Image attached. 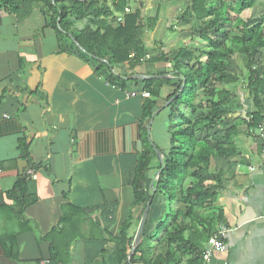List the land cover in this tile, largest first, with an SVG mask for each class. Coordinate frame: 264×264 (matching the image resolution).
<instances>
[{
    "label": "crops",
    "instance_id": "0c3cea01",
    "mask_svg": "<svg viewBox=\"0 0 264 264\" xmlns=\"http://www.w3.org/2000/svg\"><path fill=\"white\" fill-rule=\"evenodd\" d=\"M128 7L131 11L137 9L134 5ZM167 7L155 29L144 33V60L157 58L161 53L171 60L180 49L188 48L204 65L211 49L197 35L201 24L172 23L171 17L179 10L172 5ZM43 11L41 4H35L26 19L18 20L0 5V264H59L52 260L50 243L44 237L59 224L65 194L66 202L80 209L104 202L116 204V221L110 230L114 238H120L119 229L131 213L128 239L135 242L141 212L146 208L131 209L133 171L144 149L143 129L148 131V140L153 149L155 146L160 151L162 159V154H168L172 148L168 109L171 100L166 101L175 87L161 88L157 104L160 110L150 122L140 123L146 99L142 96L141 77L167 73L173 78L171 64L144 62L135 69L127 64L116 66L115 74L137 81L128 82L125 91L117 90L96 76V64L92 61L82 60L73 50L58 54L55 31L46 26ZM171 26L173 30H169ZM194 63L192 60L190 65ZM226 73L238 81L216 85L218 90L230 94L224 107L227 114L206 137L235 144L237 153L228 159L212 158L210 162L211 173H223L213 209L221 215L220 225L227 232L222 237L226 251L214 253L209 264H264V140L260 124L247 127L256 108L247 90L249 73L238 56L230 60ZM207 87H213L211 82ZM177 110L191 121L199 119L201 112H192L185 106ZM231 127L237 133L226 140V131ZM162 136H166L164 142ZM22 140L28 147V157L20 151ZM156 163L153 161L151 167ZM31 169L37 177L28 180L27 193L34 202L21 215L17 204L8 200L6 194ZM158 173L152 170L146 175V190L152 196ZM183 207L162 195L151 203L141 237L151 240L153 258L165 257L168 251L166 240L173 222L170 209ZM91 219L100 223L97 213ZM162 223L168 228L159 232L157 228ZM84 235H88L87 228ZM95 236L72 244L70 264H124L116 243L102 239L100 232ZM8 237L13 238V246L4 243ZM207 243L206 236L197 242L201 254ZM131 249L132 245L128 246V257L134 255ZM188 261L183 254L180 264ZM133 264L142 263L135 256Z\"/></svg>",
    "mask_w": 264,
    "mask_h": 264
},
{
    "label": "trees",
    "instance_id": "16d2710c",
    "mask_svg": "<svg viewBox=\"0 0 264 264\" xmlns=\"http://www.w3.org/2000/svg\"><path fill=\"white\" fill-rule=\"evenodd\" d=\"M130 1L133 0H0V5L18 20L26 19L35 4H41L47 20L46 26L55 31L58 54L73 50L82 60L92 61L96 64V76L104 78L117 90L125 91L128 82L137 81L125 80L123 76L115 74L113 70L116 66L127 64L130 69H135L144 62L147 65L170 63L172 66L173 78H169L167 73L157 74L164 76L161 80L141 77L142 90L149 97L145 99L140 121L150 122L160 110L157 104L164 85L175 87L174 93L166 101L168 103L173 99L168 106L172 148L168 154H162L163 159L159 160L148 140V131L143 129L144 149L134 168L131 183L134 193L131 209L146 207L157 195L165 196L170 203L184 206L183 210L170 209L173 222L169 227H176L167 235L168 251L165 257L153 258L151 240L144 235L134 255L128 257V246L134 242L132 238L128 239L131 213L128 221L119 229L120 238H114L110 230L116 221V204L104 202L96 207L75 208L66 202L67 194L63 197L62 217L58 226L44 239L50 243L52 260L59 264H70L72 244L77 240L95 239L96 232L102 234V239L118 245L124 264H133L135 256L142 264H180L182 257L176 248L178 244L182 246L181 255H187L188 264H203L202 254L196 244L205 236L207 239L212 237L216 232V225L223 222L221 215H216L213 209L223 173H211L210 162L212 158L228 159L237 153L235 144L219 143L206 137L227 114L224 107L230 94L225 90H218L216 85L237 83L238 78L229 76L226 71L230 67V60L238 56L249 73L247 90L256 108V112L249 116L247 127L256 128L261 123L264 118V67L258 63L261 59L260 51L264 49V15L260 17L259 23L250 26L240 16L255 7V0H215V7L211 5L215 1L188 0L183 12L177 14L174 20L184 24L193 21L201 24L196 31L198 37L211 49L207 62L204 65L199 63L193 51L188 48L180 49L171 60L164 53L152 60H144L147 52L142 38L146 30L155 29L163 9L158 5L154 16L144 19L142 2L145 0H137L139 7L124 14ZM116 14H123L122 22L116 23ZM111 19L115 21V25L111 24ZM169 28L173 30L172 26ZM192 60L195 63L191 66ZM184 61L187 64H182ZM210 82L212 88L207 87ZM197 85L200 86L198 91ZM179 106H185L192 112L200 110L199 119L191 121L184 117L177 110ZM236 133V128L231 127L226 131V140ZM19 144L22 155L28 157V147L24 140ZM153 161H157L155 167H151ZM152 170L155 173L162 170L154 183V198L146 190V175ZM27 183L28 180L24 177L19 178L13 189L6 194L8 200L17 204L21 215L34 202L28 197ZM96 213L99 214V224L91 219ZM179 217L185 221L183 226L178 224ZM166 225L160 224L157 231L165 230L168 228ZM85 228L88 235H84ZM3 241L6 245H14L12 237Z\"/></svg>",
    "mask_w": 264,
    "mask_h": 264
},
{
    "label": "rangeland",
    "instance_id": "374dc122",
    "mask_svg": "<svg viewBox=\"0 0 264 264\" xmlns=\"http://www.w3.org/2000/svg\"><path fill=\"white\" fill-rule=\"evenodd\" d=\"M109 1H112V0H109ZM187 1L188 0H145L144 2H142V5L144 6V9H143V13L142 14L144 16V19H147L149 17H153L154 16V12H155V10H156V8H157L158 5L162 6V9H164V7H166L168 9L167 6L172 5L174 8H176V9L179 10V11L177 10L178 12L175 15L173 14V17H171V19L169 18L170 21L172 23H174L176 21V20H174L176 18L175 16L177 14H180V13L183 12L184 7L186 6V4H188ZM209 1L210 2H213L215 0H209ZM225 1H229L230 2V0H225ZM255 1H256L255 7L253 9H251V10L245 11L240 16L242 20L248 21V23H249L250 26L255 25L256 23H259L260 22V17L262 15H264V0H255ZM215 3H216V1L213 2L211 5H214ZM129 4L130 5H134L137 8L140 5L137 0L130 1ZM181 7H183V8H181ZM214 7H215V5H214ZM180 9H181V11H180ZM111 24L115 25V21L113 20L111 22ZM176 26L179 27V24H177ZM179 30H180V28H178L176 30V31H178V34H179ZM260 54H261V57L263 58L264 57V49H262V51H260ZM258 65L264 67V59L263 60L260 59ZM191 95H193V94H191ZM191 95H190V97H191ZM165 137L166 136H162L161 137L163 142L165 140ZM158 175L159 174H157V178H158ZM152 193H153V191H152ZM183 209H184V207H183ZM144 210L141 212L142 215H143ZM184 223H185V221L182 218L179 217L178 218V224H180V226H183ZM136 226H138V224H136ZM174 226L171 228L172 231L174 229ZM171 230L168 231V234H171L172 233ZM135 238H136V236H135ZM166 244H167V240H166ZM134 245H135V242H133L132 247ZM176 248L177 249H181L179 245H176ZM181 252H182V250H181ZM181 252L179 253L180 254V257H182ZM186 260H187V258H184V262Z\"/></svg>",
    "mask_w": 264,
    "mask_h": 264
},
{
    "label": "built area",
    "instance_id": "2783aa9c",
    "mask_svg": "<svg viewBox=\"0 0 264 264\" xmlns=\"http://www.w3.org/2000/svg\"><path fill=\"white\" fill-rule=\"evenodd\" d=\"M129 13H131V9L127 7L124 11V14H129ZM122 20H123V14L118 15L117 22L120 23L122 22ZM142 96L144 98H148L149 94L147 92H143ZM260 132H261V138L264 140V118L260 123ZM22 177H24L26 180H35L37 176H36V172L33 169H31L26 171ZM217 230H218L217 234L213 235L208 239L207 248L202 252L203 264H209L214 253H223L226 251V246L222 241V237L227 232V229L224 225H219Z\"/></svg>",
    "mask_w": 264,
    "mask_h": 264
},
{
    "label": "water",
    "instance_id": "95a60500",
    "mask_svg": "<svg viewBox=\"0 0 264 264\" xmlns=\"http://www.w3.org/2000/svg\"><path fill=\"white\" fill-rule=\"evenodd\" d=\"M136 78L137 77H133L132 79H136ZM163 78H164V76H149V77H145L144 79H163ZM124 79L127 80L128 78H124ZM184 86H185V79L183 78L182 88H184ZM172 100L170 102H172ZM154 151L156 152L158 158L162 159L160 151L155 146H154ZM161 172H162V170H160L158 174H160ZM153 195H154V193H153ZM151 203H152V201H150L148 203V205L146 206V208L144 210V213L142 215L141 221H140L139 226H138V231H137V234H136V238H135V245L131 249V255L135 252L136 247L140 243L142 231H143V228H144V225H145L146 217L148 215Z\"/></svg>",
    "mask_w": 264,
    "mask_h": 264
}]
</instances>
